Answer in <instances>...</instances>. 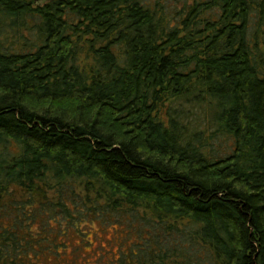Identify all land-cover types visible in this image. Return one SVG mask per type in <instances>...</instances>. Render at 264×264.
<instances>
[{
	"label": "trees",
	"instance_id": "1",
	"mask_svg": "<svg viewBox=\"0 0 264 264\" xmlns=\"http://www.w3.org/2000/svg\"><path fill=\"white\" fill-rule=\"evenodd\" d=\"M0 33V264H264V0H0Z\"/></svg>",
	"mask_w": 264,
	"mask_h": 264
},
{
	"label": "rangeland",
	"instance_id": "2",
	"mask_svg": "<svg viewBox=\"0 0 264 264\" xmlns=\"http://www.w3.org/2000/svg\"><path fill=\"white\" fill-rule=\"evenodd\" d=\"M0 42H2L3 45H5V42H4V39H3V36L1 35V33H0ZM87 228H88V227H87ZM95 228H96V226H95ZM96 233H97L98 235H100L102 238H98L97 235L95 234L91 239L94 238L93 242H96V243H97V242H100V244L102 243V244H103V247L98 248V249H95V251H100V250L103 251V248H107V247H108V245L104 243V242H105L104 239H105L106 237H107V238L112 237L113 235H115L116 231L113 230L111 227H108L107 230H106L105 232L101 233L100 230H97ZM99 240H100V241H99ZM96 243H95V244H96ZM96 248H97V247H96ZM112 248L115 249V246L113 245ZM92 259H93V257H92Z\"/></svg>",
	"mask_w": 264,
	"mask_h": 264
}]
</instances>
